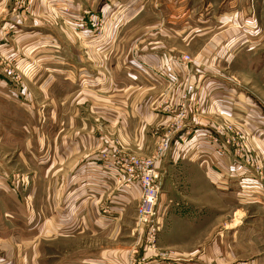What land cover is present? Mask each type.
I'll return each instance as SVG.
<instances>
[{
	"label": "crops",
	"instance_id": "obj_1",
	"mask_svg": "<svg viewBox=\"0 0 264 264\" xmlns=\"http://www.w3.org/2000/svg\"><path fill=\"white\" fill-rule=\"evenodd\" d=\"M12 2L19 12L6 24L0 14L1 25L20 29L19 36L34 42L45 38L43 42L64 44L58 35L63 33L68 44H74L77 23L91 27L90 15L105 21L98 38L86 37L88 43H81L80 53L55 54L64 61L55 65V83L70 92L60 102L64 114L50 120L60 133L45 168L52 178L40 193L34 186L33 254L40 255L47 239L95 233L123 236L125 242L101 249L82 264H264V177L259 180L248 168L255 159L264 172L262 78L255 84L261 71L247 68L251 61L244 55L248 47L243 31L235 29L234 40L220 42L201 30L229 27L232 18L211 24V13L217 11L214 0ZM257 8L261 17L264 0ZM143 16L150 22L137 21ZM259 27L257 22L260 34ZM140 33L144 40L133 51L129 44ZM220 36L224 38L223 30ZM261 36L258 45L264 44V33ZM187 53L193 59L189 71L178 63ZM158 76L179 80L168 83ZM73 92H79V98L74 99ZM187 93L196 112L175 129V113ZM227 128L242 140L245 162L221 157L207 143L226 137ZM158 138L167 140V148L158 163L163 167L155 206L158 247L155 243L151 248L144 245L142 230L131 223L139 184L126 187L117 182L115 172L106 171L98 158L102 151L121 147L147 155ZM180 159L190 162L179 170L184 178L167 181L170 167ZM35 254L33 264H38Z\"/></svg>",
	"mask_w": 264,
	"mask_h": 264
},
{
	"label": "rangeland",
	"instance_id": "obj_2",
	"mask_svg": "<svg viewBox=\"0 0 264 264\" xmlns=\"http://www.w3.org/2000/svg\"><path fill=\"white\" fill-rule=\"evenodd\" d=\"M260 1L214 0L217 11L211 13V24L216 21L217 25V21L224 17L232 18L231 21L228 20L231 23H227L229 27L225 25L215 27L214 25L201 30H207L209 37L214 38L213 34H215L220 42L234 40L232 31L235 29L243 31L244 34L242 35L246 39L242 38L248 47L245 48L244 55L246 62L251 61L247 64V68L254 73L261 71L260 74H257L256 79L262 78L261 83L264 84V44L258 45V39L263 37L261 32L264 33V13L261 14V17L258 16L257 4ZM18 7L17 2H12V0L4 2L0 8V14L4 16L3 24L8 23L11 16L17 11L19 12ZM91 17L92 25L87 27L84 34L82 33L83 29L80 30L78 27L74 29L76 41L70 45L65 40L66 37L63 33L58 35L64 44L51 43L49 40H47L49 42L46 40L43 42L45 38L34 42L31 37L19 36V34L22 35L20 29H14L11 28L12 26L1 25L2 23H0V264H33L34 259H36L32 249L33 209L36 208L33 201L34 186H36L37 193H40L45 189L43 184L48 185V181L52 178L50 172L46 171L45 168L52 156L53 141L60 133L56 132L57 124L50 122V120L55 115L64 114V104L60 102L70 92H66L68 89H65L64 85H57L59 81L55 83L57 81L55 77V67L57 66L55 65L64 62L56 59L55 54L64 53L68 50L69 52L80 53L82 51L81 43H88L86 37L96 39L100 36L105 21L95 16ZM205 17H208V14ZM248 19L249 21H246ZM137 21L140 23L150 22L144 16ZM257 22L260 23L258 28L260 34L256 29ZM232 25H235L234 28ZM222 30L224 31L223 39L220 36ZM167 32L171 33V30H167ZM1 37L7 43H1ZM143 40L144 34L140 33L132 38L129 45L134 51L139 48ZM220 42L217 43L216 48L218 49L221 46L219 45ZM254 53L257 54L253 55ZM183 55H188L193 60L190 54ZM68 62H71V59H68ZM237 66H242V63L238 62ZM158 77L168 83H176L179 80L176 77H173L172 80H168V76ZM258 79L255 80L256 85L260 82ZM60 81L63 82V78H60ZM72 81L76 83V77ZM74 87L73 85L72 88L74 89ZM73 93L74 99L75 97L79 98V92ZM253 94L257 97L255 92ZM182 102L181 98L175 113L176 121L182 112ZM192 104L191 102L190 106H188L189 104L185 106L187 114L180 128L184 127L189 117H192L193 113L196 112ZM74 110V108L70 109V111ZM174 128L179 129V125L174 123ZM227 129L229 130L226 132L233 131L230 128ZM206 140L219 156L245 162L242 156L244 145L239 139V135L237 137L223 136L222 139L210 138ZM166 143L165 138H158L152 146L151 152L147 155L134 154L121 147L111 153L102 151L99 157L107 153L146 158L158 153L161 159V153L167 148ZM160 150L161 152H159ZM186 163L190 162L180 159L173 164L170 167L171 172L168 173L167 181L177 180L184 176L185 172L179 170L182 171V165ZM248 165V168L253 170L259 180L262 179L261 176L264 177V172L255 159L249 161ZM162 168L160 166V169ZM115 176L116 180L117 178H124L123 175L115 174ZM105 207L108 211V205ZM131 223L133 227H136L135 218ZM122 238L123 236L114 238L107 234L101 236L91 233L71 240L58 237L57 240L49 242L47 239L39 247L41 249L40 255L39 251L35 255H37L38 264H50V261L54 262L53 264H82L83 260L96 256L98 251L103 248L109 250L120 247V243L125 242ZM142 239L144 245L153 248L156 243L158 247L156 232L153 244L147 241L144 230H142ZM49 243L53 244L52 248H49ZM23 247L26 248L23 249ZM260 259H264V256ZM194 262L195 264L201 263Z\"/></svg>",
	"mask_w": 264,
	"mask_h": 264
},
{
	"label": "built area",
	"instance_id": "obj_3",
	"mask_svg": "<svg viewBox=\"0 0 264 264\" xmlns=\"http://www.w3.org/2000/svg\"><path fill=\"white\" fill-rule=\"evenodd\" d=\"M92 17L89 16V21ZM76 26L85 33L87 26L85 22H79ZM191 59L188 55H183L178 60L179 65L189 71V63ZM182 112L178 116L177 125L181 127L182 121L186 118L185 106L191 105V94L187 93L182 96ZM230 132V134H229ZM226 137H237V133L229 131ZM225 136V134H224ZM161 152V150L159 151ZM101 165L107 171H114L115 174L123 175L124 178L118 179V182L126 187H129L133 182L139 184V199L135 208V226L144 230L146 239L149 243L154 242L156 232V216L155 206L159 195V181L162 171L159 169L158 163L160 161L159 154L152 155L146 158H139L136 156L126 155L119 156L115 154H105L99 157ZM126 177V179H125ZM107 211V208H104Z\"/></svg>",
	"mask_w": 264,
	"mask_h": 264
}]
</instances>
